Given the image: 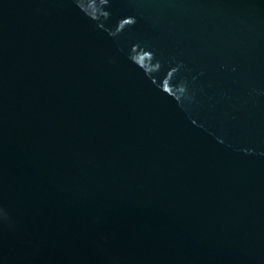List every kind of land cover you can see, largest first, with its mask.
<instances>
[{
    "label": "water",
    "instance_id": "water-1",
    "mask_svg": "<svg viewBox=\"0 0 264 264\" xmlns=\"http://www.w3.org/2000/svg\"><path fill=\"white\" fill-rule=\"evenodd\" d=\"M0 264H264V0H0Z\"/></svg>",
    "mask_w": 264,
    "mask_h": 264
},
{
    "label": "clouds",
    "instance_id": "clouds-1",
    "mask_svg": "<svg viewBox=\"0 0 264 264\" xmlns=\"http://www.w3.org/2000/svg\"><path fill=\"white\" fill-rule=\"evenodd\" d=\"M2 219H6L5 217H3Z\"/></svg>",
    "mask_w": 264,
    "mask_h": 264
}]
</instances>
